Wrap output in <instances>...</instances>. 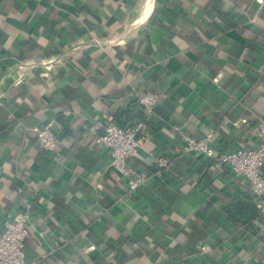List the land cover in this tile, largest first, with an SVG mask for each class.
Instances as JSON below:
<instances>
[{"label":"crops","instance_id":"1","mask_svg":"<svg viewBox=\"0 0 264 264\" xmlns=\"http://www.w3.org/2000/svg\"><path fill=\"white\" fill-rule=\"evenodd\" d=\"M144 92L157 102L125 166L148 178L128 191L90 138L104 111L139 120ZM262 118L264 0H0V230L27 212V261L264 264L247 181L179 138L254 147ZM45 123L57 155L35 141ZM150 154L169 162L160 177Z\"/></svg>","mask_w":264,"mask_h":264},{"label":"built area","instance_id":"2","mask_svg":"<svg viewBox=\"0 0 264 264\" xmlns=\"http://www.w3.org/2000/svg\"><path fill=\"white\" fill-rule=\"evenodd\" d=\"M55 59L58 61V58ZM211 80L216 82L217 78L213 77ZM157 98L158 96L154 92H144L137 97V100L142 111L150 114L156 105ZM245 122L246 119L243 117L232 122V125L239 127ZM145 127L146 125L142 121L119 127L114 123L112 113L107 110L100 116L98 131L92 132L90 138L92 144L103 146L108 150L107 165L109 168L122 177H132V179H128V191L136 190L148 178L125 166L126 159L136 154L140 146L139 134L145 130ZM32 131L35 134V141L41 149L55 153V137L50 123L35 126ZM255 132L258 137L256 146L238 147L219 154H216L212 147L213 131H208L200 137H192L182 133L179 137L180 152L187 155L203 154L207 158L215 159L217 163L227 166L232 178L245 179L250 194L253 196L259 211L262 212L264 210V176L261 174V169L264 166L263 118L257 121ZM152 158L158 165V168L153 171V176L160 177L169 169V162L162 156H152ZM95 187L100 188L99 184H96ZM27 218V212L17 211L3 221V227L0 230V264H40L37 261H27L24 258L22 246L27 235ZM203 251V247L199 248V253Z\"/></svg>","mask_w":264,"mask_h":264},{"label":"trees","instance_id":"3","mask_svg":"<svg viewBox=\"0 0 264 264\" xmlns=\"http://www.w3.org/2000/svg\"><path fill=\"white\" fill-rule=\"evenodd\" d=\"M153 110H154V108H153ZM153 112V111H152ZM146 113H141V115H140V118H139V120H137V121H142V122H144L145 123V125L147 124V120H146ZM113 117V121H115L114 119H115V115H113L112 116ZM115 123V122H114ZM116 124V123H115ZM117 125V124H116ZM117 126H119V125H117ZM119 127H124V126H119ZM158 168V165L156 164V166H155V168H154V170H156ZM247 196L249 197V200H250V202H251V204L253 203V204H255V201H254V199H253V196L250 194V192H249V188H248V191H247ZM251 204H250V206H249V209L250 210H252V208H251ZM252 204V205H253ZM240 206L238 205V201H235V202H230L229 203V205L227 206V208L225 209V213H227V215H228V217L227 218H232L233 216H234V214H235V211H237V209L239 208ZM245 207H247L246 205H245Z\"/></svg>","mask_w":264,"mask_h":264}]
</instances>
